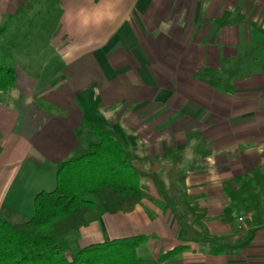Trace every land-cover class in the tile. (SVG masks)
I'll return each mask as SVG.
<instances>
[{"label":"crops","instance_id":"0c3cea01","mask_svg":"<svg viewBox=\"0 0 264 264\" xmlns=\"http://www.w3.org/2000/svg\"><path fill=\"white\" fill-rule=\"evenodd\" d=\"M29 1L30 13L17 14L28 0H0V47L16 73L0 95V218L31 219L58 166L97 143L93 123L135 160L182 157L198 233L235 241L249 232L251 213L230 223L224 212L238 179H264V0ZM143 183L151 199L67 237L65 257L143 236L141 264H264V216L247 247L218 253L182 241Z\"/></svg>","mask_w":264,"mask_h":264},{"label":"trees","instance_id":"16d2710c","mask_svg":"<svg viewBox=\"0 0 264 264\" xmlns=\"http://www.w3.org/2000/svg\"><path fill=\"white\" fill-rule=\"evenodd\" d=\"M31 7L28 0L17 14H29ZM5 30L0 27V38ZM11 60L0 47V95L16 81ZM240 64L241 61L235 63V74ZM87 127L97 137V143L85 155L58 166L55 188L36 194L31 219L10 224L0 218V264H141L136 251L145 241L143 236L92 244L72 259L65 257L62 244L104 213H130L140 202L151 199L144 180L152 183L157 196L172 213L182 241L209 242L218 253L242 249L262 226L264 179L258 173L252 178L238 179L239 187L231 194L232 202L224 212V220L230 223L236 219L235 212L251 213L250 231L235 241L206 238L194 229L196 208L190 206L191 197L183 185L180 155L166 152L160 160H135L122 147L117 133L93 123Z\"/></svg>","mask_w":264,"mask_h":264},{"label":"rangeland","instance_id":"374dc122","mask_svg":"<svg viewBox=\"0 0 264 264\" xmlns=\"http://www.w3.org/2000/svg\"><path fill=\"white\" fill-rule=\"evenodd\" d=\"M65 248H66V247H65V244H64V246H63V248H62V249H63V250H65Z\"/></svg>","mask_w":264,"mask_h":264}]
</instances>
